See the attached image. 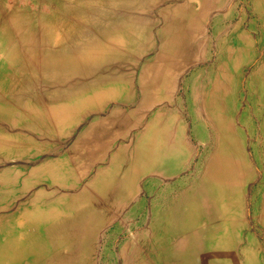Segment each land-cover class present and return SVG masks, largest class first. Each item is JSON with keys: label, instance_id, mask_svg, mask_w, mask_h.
Masks as SVG:
<instances>
[{"label": "bare ground", "instance_id": "obj_1", "mask_svg": "<svg viewBox=\"0 0 264 264\" xmlns=\"http://www.w3.org/2000/svg\"><path fill=\"white\" fill-rule=\"evenodd\" d=\"M95 1L0 0V160L26 157L37 164L0 174V264H95L103 224L121 211L132 219L141 204L140 178L176 175L189 161L183 128L176 136L173 130L175 116L162 122L163 115L140 113L133 74L155 48L160 8L175 25L164 30L165 42L140 85L152 90L145 107L168 96L175 74L203 50L198 34L207 14L196 12L192 0H176L175 8L168 0H117L102 8ZM41 2L51 11L43 12ZM235 60L233 73L218 64L210 98L199 97L192 108L209 144L198 172L188 184L165 187L167 207L151 209L149 229L137 247L129 245L124 264H264V241L253 232L258 227L264 236V62L250 77L256 105L238 114L243 61ZM111 65L118 69L110 71ZM109 99L121 107L107 116ZM89 114L100 117L90 133L70 142L71 155H43L52 153L54 137L57 146L65 144L60 139ZM251 140L255 148L248 153ZM30 189L33 196L16 207L15 199Z\"/></svg>", "mask_w": 264, "mask_h": 264}, {"label": "rangeland", "instance_id": "obj_2", "mask_svg": "<svg viewBox=\"0 0 264 264\" xmlns=\"http://www.w3.org/2000/svg\"><path fill=\"white\" fill-rule=\"evenodd\" d=\"M117 2H118L117 0H99V1H95L93 5L100 6V8H102V5L104 4H110L114 6L117 4ZM176 2H177L176 0H168V4L172 5L173 8L178 6L177 4H175ZM186 2L187 0H185L184 3ZM191 4L193 5L194 10H196V12H198L200 15L207 14V17L204 20L205 23L203 30L198 34L199 42L204 47L203 50L195 54L194 59L189 61L187 64L183 65V67L175 74V81L172 89L173 92L171 91L168 96L167 94H165L164 96L157 98V100H153L151 105L149 104L146 107L145 105H143V103L145 104L144 101L148 99V95L152 92V90L147 91V89L143 88V86L140 85L141 76L144 72L145 67L148 64H151L155 60L157 55H159L161 47L165 42V38L163 35L164 30L169 28L170 22L173 24V21L176 20L174 18L161 16L160 8H157L156 12L154 13V20L156 21V27H155L156 32L153 35V43L155 45V48L153 50L146 51L144 53V57L142 61L138 62V64L134 68V74H133L134 83L136 82L134 84L135 104L140 108V113L145 114L146 118L149 119L153 118V116L156 115H163L164 119L162 122H164L167 119L166 117L175 116L173 130L176 136L178 134L179 128L180 127L183 128L182 136L186 144L189 146L188 150H186V153H188L189 155V161L187 163V166L176 175L166 178V176L164 177L156 172L155 174H152V176L145 175L143 176V178L141 177L142 179L140 178V184L142 188L137 192L136 198L138 200L137 202H141L142 205L140 204L139 206H137V208H135V213L132 219L126 218L125 211L124 212L121 211V213H117V216L113 217L111 220H108L107 223L103 224L102 227L103 230H101L99 233L100 235L98 238L96 254H95V264H106V263L124 264L125 259L129 257L131 254L129 245H131L132 247H137V244L140 241L141 233L143 232L145 233L149 229L148 227L151 218L149 212L151 211V209L155 207L162 210L163 208L167 207L168 205L167 201L170 197H167V195L162 194L163 191L170 185L175 186L180 183L188 184L189 181H191L195 177L196 173L198 172L197 171L198 166L200 165L201 155L209 147V144H207L208 143L206 142L207 140L201 138V135L203 133H206L207 131V129L205 128L206 126L203 125V122L197 121L192 108L196 106L195 101L199 99V97L205 96V99L210 98L211 96L210 92L213 82V80L211 79H214V77H212L213 76L212 71L218 68V64L222 63L226 68H228L229 72L233 73L234 71L237 70L235 59L237 57H241V60L243 62L238 67L239 68L238 71L241 73L243 78L240 87V95H238V97L236 98V105H237L236 113L244 114L247 110H251V108H253L256 105V101L258 97H251V96L249 97L248 92L250 87V77L256 73V71L259 69V66L264 62L263 61L264 60V50H263L264 49V0H223L221 2L219 0H192ZM30 6L33 7V4H31ZM40 6H41L40 9H42L43 12L48 13L51 11L49 4L46 2H41ZM55 6L56 4L55 5L53 4V7ZM111 19H113V17H111ZM174 25L175 24H173L172 26ZM86 26L84 25L83 28L85 30H88L89 27L88 25ZM259 35L261 36V40ZM122 66L124 68L126 67L128 68V66L125 64ZM114 69H118V67L116 65L114 66L111 65L110 71H115ZM181 77L183 78V80ZM108 107L106 109L107 111L109 110L107 116L113 112L114 108L121 107V104L117 99H109ZM219 113H223V112H219ZM99 117L100 115L98 116L96 114H89L85 120L80 122V124L77 126V129L71 130V133L68 136H64L60 139V141L62 140V142L64 143L68 140L69 142L67 141L65 143L66 145L61 144L60 147L57 146L54 137L52 142L53 145L52 144L51 145L52 147H54L55 150L53 149L52 153L48 151H43V155L45 156L51 155L56 157L57 159L67 158L69 155H71V151L73 150V145L76 143L77 139L83 134L90 133L92 131L90 129L91 125H93L94 122L99 119ZM143 129H139V131L142 132ZM134 131L135 133H137L138 130H134ZM197 137L201 140H198ZM70 142H72L73 145ZM254 142L250 143L248 147V153H251L254 150L255 148ZM67 144L69 145V147ZM263 146H264L263 144L260 145V147ZM116 147L117 146H114L108 152L106 157L107 160H105L104 163L102 164H107L106 162H109V160L111 159V157L113 156L116 150ZM38 157H40V155ZM6 160L7 161L5 162L0 160V165H1L0 174L2 173L3 169L8 166L9 167L28 166L30 167V169L32 168V166L34 167L37 166V164L31 166L30 165L31 161L30 162L25 161L28 160L26 157L9 158ZM74 167L75 169H77L78 166L74 165ZM88 177L90 178V176H86L83 178L82 185L89 181ZM255 184L256 181L253 180V182L251 183V187H253ZM54 187L56 188L59 186L55 184ZM150 187L153 188L151 189ZM32 190L34 189H30L24 196H18L15 199L17 205L16 207H18L20 203L23 202V200L25 201V198L27 200L33 196ZM27 194L30 195L27 196ZM249 198L251 200L250 193H249ZM144 202L146 205L144 204ZM247 204L249 208L250 203L248 202ZM15 210H17V208ZM128 223H130L132 227ZM131 230L133 232L135 231L134 233L136 234L137 238H133L131 236L130 234L132 232ZM253 232L263 243L264 241L263 231L258 227H254ZM64 252L71 253V250L65 248Z\"/></svg>", "mask_w": 264, "mask_h": 264}]
</instances>
